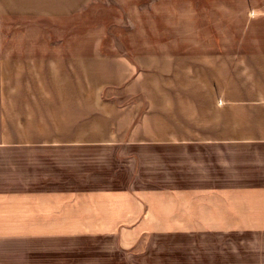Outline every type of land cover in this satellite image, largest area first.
<instances>
[{
    "label": "crops",
    "instance_id": "1",
    "mask_svg": "<svg viewBox=\"0 0 264 264\" xmlns=\"http://www.w3.org/2000/svg\"><path fill=\"white\" fill-rule=\"evenodd\" d=\"M96 1L0 0V22L62 21ZM247 3L214 49L0 51V151L264 149V0ZM237 172L170 173L154 188L0 185V264H113L117 251L118 264H264V181Z\"/></svg>",
    "mask_w": 264,
    "mask_h": 264
},
{
    "label": "rangeland",
    "instance_id": "2",
    "mask_svg": "<svg viewBox=\"0 0 264 264\" xmlns=\"http://www.w3.org/2000/svg\"><path fill=\"white\" fill-rule=\"evenodd\" d=\"M246 2L98 0L81 13L62 21L29 19L0 22V51L5 55L9 49L31 48L38 54L46 48L59 46L66 50L71 45H80V51H87L88 47L92 50L99 43L104 54L132 55L153 47L162 50L167 46L214 49L219 41L217 33H230L235 21L238 26L242 11L250 8L248 3L242 6ZM164 148L137 150L105 146L92 149L79 146L57 150L5 149L0 151V185L154 188L166 186L170 173L215 177L218 174L231 175L235 171L242 175L251 174L257 185L264 181L262 147L241 146L234 151L224 150L223 158L214 145ZM9 176L12 179L3 180ZM103 242L98 239L85 241L93 248H98ZM101 259L108 262L107 258L101 256ZM109 261L121 263L124 261L123 253L117 251Z\"/></svg>",
    "mask_w": 264,
    "mask_h": 264
}]
</instances>
